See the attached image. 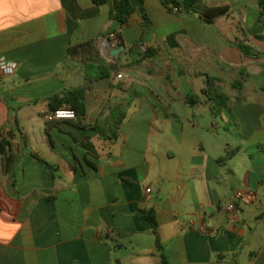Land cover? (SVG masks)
Segmentation results:
<instances>
[{
	"label": "crops",
	"instance_id": "0c3cea01",
	"mask_svg": "<svg viewBox=\"0 0 264 264\" xmlns=\"http://www.w3.org/2000/svg\"><path fill=\"white\" fill-rule=\"evenodd\" d=\"M177 1L145 0L143 34L109 4L0 0V56L17 64L0 77V264H162L150 210L170 264H264V0ZM224 5L212 25L194 12ZM76 88L87 128L49 121V99ZM117 108L110 141L90 126ZM244 189L256 199L227 214Z\"/></svg>",
	"mask_w": 264,
	"mask_h": 264
},
{
	"label": "trees",
	"instance_id": "16d2710c",
	"mask_svg": "<svg viewBox=\"0 0 264 264\" xmlns=\"http://www.w3.org/2000/svg\"><path fill=\"white\" fill-rule=\"evenodd\" d=\"M95 5L101 6L104 4H109L111 6L110 19L119 22L121 25H128L133 14H139L142 18L141 29L142 33L150 32L152 27V21L145 9V0H91ZM165 7L172 8L173 10L180 11L181 5L177 0H159ZM264 10V9H263ZM230 7L224 6H204L201 11L196 12L205 24L212 25L218 18L227 17L230 14ZM234 45L246 56V57H256L259 54L253 50L249 45L239 42L234 43ZM92 44L87 43L83 45H77L69 48V53L74 56L77 54L78 49L84 47H90ZM155 53V50L148 49L145 52V58H150ZM116 69L115 65H110L109 67L104 66H89L86 70L87 80L93 82L95 80L107 78L111 75V72ZM87 88H76L72 90H67L62 93V95L54 96L49 99L48 108L50 110L49 114L67 106L75 112L76 119L79 120L77 125L79 128H87L85 124L82 123V118L86 112V94ZM125 113L117 108L115 109L109 118V121L105 123V127L101 128L99 125L100 121L96 125L90 126L93 130L101 133L108 140L114 141L118 137V130L122 122L125 120ZM48 126V125H47ZM81 145L87 149L89 152H93L92 144L89 140L83 141ZM237 149L227 153L226 157L223 159H228L233 155ZM44 164L50 166L48 163L40 159ZM152 226L153 231L156 235V245L161 254L162 264H170L169 260L163 251V248L158 237V223L156 220L155 212L150 210L148 214L144 217Z\"/></svg>",
	"mask_w": 264,
	"mask_h": 264
},
{
	"label": "built area",
	"instance_id": "2783aa9c",
	"mask_svg": "<svg viewBox=\"0 0 264 264\" xmlns=\"http://www.w3.org/2000/svg\"><path fill=\"white\" fill-rule=\"evenodd\" d=\"M118 43V36L115 33L110 34L107 38L100 41L99 45L102 47L114 46ZM145 50V46L141 47ZM17 69V64L7 60L5 57L0 56V77L8 76ZM118 79L122 78V75L117 76ZM75 112L67 106H64L48 116L49 121L59 120H75ZM256 199L255 193L250 189H244L243 191H237L230 203L225 207L227 214L236 212L240 206L251 204Z\"/></svg>",
	"mask_w": 264,
	"mask_h": 264
},
{
	"label": "water",
	"instance_id": "95a60500",
	"mask_svg": "<svg viewBox=\"0 0 264 264\" xmlns=\"http://www.w3.org/2000/svg\"><path fill=\"white\" fill-rule=\"evenodd\" d=\"M125 51V46L124 45H119L118 47L114 48L111 51V55L113 56L114 60H116L121 53Z\"/></svg>",
	"mask_w": 264,
	"mask_h": 264
},
{
	"label": "rangeland",
	"instance_id": "374dc122",
	"mask_svg": "<svg viewBox=\"0 0 264 264\" xmlns=\"http://www.w3.org/2000/svg\"><path fill=\"white\" fill-rule=\"evenodd\" d=\"M101 47V46H100ZM103 49V47H101Z\"/></svg>",
	"mask_w": 264,
	"mask_h": 264
}]
</instances>
